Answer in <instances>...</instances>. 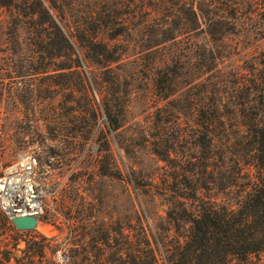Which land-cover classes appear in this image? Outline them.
Here are the masks:
<instances>
[{
    "label": "rangeland",
    "instance_id": "rangeland-1",
    "mask_svg": "<svg viewBox=\"0 0 264 264\" xmlns=\"http://www.w3.org/2000/svg\"><path fill=\"white\" fill-rule=\"evenodd\" d=\"M106 2L116 6L113 14L127 21L129 28L115 39H109L105 31L97 34L96 39L108 43L118 55L108 65L98 64L99 59L72 36L75 26L86 30L87 36L98 28V13L103 10L100 0H58L63 15L58 9L52 12L77 54L70 61L63 56L36 62L4 55L12 51L8 43L15 31L9 12L0 7V175L19 156L35 154L46 189L43 214L34 229L18 230L12 224L1 228V262L6 251L10 252L7 264L25 261L26 247L38 242L45 252L40 264L58 262V254L64 256L58 264H64L66 237L90 238L104 231L111 243L112 238L125 242L122 236L130 235L135 227L144 229L157 259L165 264L166 245L178 239L182 242L187 234V224L174 227L167 211L196 209L194 200L179 197L180 191L190 194L191 186L180 190L176 180L192 173L198 109L215 110L211 136L217 156L227 166L225 174L232 173L235 160H251V130L264 120V0H211L205 9L211 19L209 34L192 31L178 48L170 42L149 47L159 28H180L183 2L190 0ZM230 11H234L231 22L220 30L216 18L229 16ZM183 22L189 28L188 19ZM27 34L23 31L22 37ZM175 49L180 54L179 77L173 93L162 98L153 68ZM70 63L72 72L52 71ZM42 69L48 71L36 73ZM50 74L57 84L70 79L82 82L84 88L79 92L64 85L47 89ZM108 99L111 114L120 121L115 129L107 120L104 104ZM27 107L42 110L33 126L44 137L43 144L35 134L24 137L29 145L20 141L27 131L20 120ZM47 114L64 120L73 116L64 125L63 134L68 136L62 137L64 142L54 154H47L46 149L54 144L55 134V123ZM87 130L83 150L75 151L69 136ZM155 147L160 155L154 153ZM216 196L219 202H231L221 194ZM54 245L59 247L54 249ZM91 246L92 250L106 249L102 243ZM122 257L127 259L125 254ZM249 263L264 264V250Z\"/></svg>",
    "mask_w": 264,
    "mask_h": 264
},
{
    "label": "trees",
    "instance_id": "trees-1",
    "mask_svg": "<svg viewBox=\"0 0 264 264\" xmlns=\"http://www.w3.org/2000/svg\"><path fill=\"white\" fill-rule=\"evenodd\" d=\"M106 1L100 0L103 10L98 13V28L90 36H87L86 30L81 26H75L72 35L77 42L83 45L87 53L99 59L97 63L101 65L116 62L118 55L111 50L108 43L97 40V34L105 31L109 39H115L129 30L127 21H124L121 16L113 14L116 6L107 4ZM210 2L211 0L183 2L184 11L179 17L180 28H159V33L150 43L149 48L166 42H170L178 48L179 43L181 45L182 41L189 40L188 37L192 31L209 34L211 19L205 9L208 10ZM0 7L9 12L15 31L11 42L8 43L12 51L10 49L4 55H13L18 58L29 57L30 60L36 62L45 57L62 56L70 61L77 55L63 26L59 24L52 13L58 9L61 16L63 15V8L58 6V0H0ZM233 15L234 11H230L229 16L216 18V25L220 26V30L224 24L227 25L231 22ZM153 18L154 16H150V19ZM186 19L190 22L189 28L184 26L185 22L183 21ZM23 31H27V38L22 37ZM185 36H187L186 39L183 38ZM179 58L180 54L175 49L163 58L162 63L153 68L155 86L162 98L170 96L175 89L176 80L179 77ZM74 61L78 63L77 58H74ZM71 68L72 63L52 71L68 70L72 72ZM47 71L42 69L36 73H46ZM50 75V80L55 78L52 74ZM115 82L117 85V79ZM57 83L55 80H51L49 84H45V87L47 89L54 88L60 85ZM82 84V82L78 83L76 80L72 82L69 79L60 87L64 85L71 92L74 90L79 92L82 90ZM110 101V99L106 100L104 105L108 124L115 129L120 125V121L111 114ZM41 112L42 110L36 111L34 107H27L22 112L23 116L20 120L27 127V131L23 132L20 137L23 144L29 145L28 140H24V137H32L33 134L41 137L38 132H35L33 126L34 120L37 119L36 114ZM46 117L55 123L53 128L55 134L51 139L54 144L46 147L47 154H54L55 150L60 148L64 142L62 137L68 136L63 134L64 125L69 120H73V116H67V121L64 120V117H52L48 114ZM197 118L199 121L195 138L197 156L191 164L192 173L190 176L184 175L183 180H176L180 190L183 187L191 186L190 194L180 191L179 197L184 200H194L197 203L196 209L190 211L181 207L176 212L173 209L167 211V217L173 221L174 227H184L187 224V234L182 242L178 239L173 244L166 245L165 264H233L237 262L250 264V259L264 250V120L260 124H255L251 130L252 140L249 150L252 154L251 160H235L232 173L227 175L225 174L227 166L224 163V158L217 156L218 148L211 136L212 125L216 118L215 110L207 113L198 109ZM42 137L40 144H43L44 137ZM88 137V130L81 131L79 134H71L68 143L71 148L80 152ZM154 153L161 154L157 147L154 148ZM162 157L166 161V158ZM106 174L105 172L103 175ZM218 194L230 198V204L219 202L216 196ZM6 226L11 227V222L0 212V231L2 227ZM122 237L125 242L112 238L111 243L108 232L104 231H101L100 235L90 236V238L70 235L64 241L67 251L64 264H160L144 229L132 227L130 235ZM42 239L48 241L46 238ZM92 243H102L106 249L92 250L93 248L90 249ZM58 247L59 245H54L53 248L57 249ZM26 252L28 259L25 261L16 260L15 264H40L45 257L43 246L38 242L28 245ZM9 253V251L5 252V262L0 261V264H7L6 262L10 259ZM123 254H125L126 260L123 259ZM50 264H58V262L51 260Z\"/></svg>",
    "mask_w": 264,
    "mask_h": 264
},
{
    "label": "built area",
    "instance_id": "built-area-1",
    "mask_svg": "<svg viewBox=\"0 0 264 264\" xmlns=\"http://www.w3.org/2000/svg\"><path fill=\"white\" fill-rule=\"evenodd\" d=\"M45 190L38 173L37 156L23 154L0 175V212L9 220L11 216L33 215L39 221ZM63 257L58 254L56 259L62 262Z\"/></svg>",
    "mask_w": 264,
    "mask_h": 264
},
{
    "label": "water",
    "instance_id": "water-1",
    "mask_svg": "<svg viewBox=\"0 0 264 264\" xmlns=\"http://www.w3.org/2000/svg\"><path fill=\"white\" fill-rule=\"evenodd\" d=\"M10 222L18 230H32L36 227L38 218L33 215L11 216Z\"/></svg>",
    "mask_w": 264,
    "mask_h": 264
}]
</instances>
